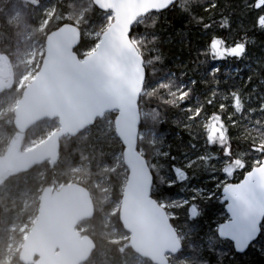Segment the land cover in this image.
I'll use <instances>...</instances> for the list:
<instances>
[{"label":"snow or ice","instance_id":"snow-or-ice-1","mask_svg":"<svg viewBox=\"0 0 264 264\" xmlns=\"http://www.w3.org/2000/svg\"><path fill=\"white\" fill-rule=\"evenodd\" d=\"M240 10L248 26L231 44L239 19L231 0H114L111 7L92 0L78 28L85 38L75 51L74 74L111 94L126 122L130 138L123 148L132 152L146 203L169 236L173 264H211L209 251H218L216 264H223L224 247L245 254L264 238V55L252 57L257 38L264 41V0H246ZM165 17L180 25L181 35L186 29L206 37L191 63L173 64L163 51ZM229 58L243 68L225 77ZM166 118L187 133L186 152L166 147ZM205 164L220 173L215 191L191 187ZM185 185L189 196H165ZM213 198L222 215L201 228L204 200Z\"/></svg>","mask_w":264,"mask_h":264},{"label":"water","instance_id":"water-1","mask_svg":"<svg viewBox=\"0 0 264 264\" xmlns=\"http://www.w3.org/2000/svg\"><path fill=\"white\" fill-rule=\"evenodd\" d=\"M100 2L111 7L114 0ZM80 41L81 33L72 24H63L46 35L40 67L21 92L13 110L12 125L20 135L43 120H56L58 129L42 143L4 158L0 164V168L4 167L0 169L3 173L26 172L43 163H48L53 171L59 141L63 137H76L106 113L116 112L115 135L122 148L128 142L127 124L117 116L118 109L111 94L88 88L74 74L75 49ZM9 77V67L3 61L0 78L7 80ZM122 159L128 175L121 193L118 218L129 235L128 246L135 255L152 264H168L167 258L172 257L170 239L146 203L132 152L123 148ZM93 213V201L84 187L74 183L60 188L55 183L44 187L38 199L35 222L19 250L20 264L86 263L95 244L76 229L79 223L91 220Z\"/></svg>","mask_w":264,"mask_h":264},{"label":"trees","instance_id":"trees-1","mask_svg":"<svg viewBox=\"0 0 264 264\" xmlns=\"http://www.w3.org/2000/svg\"><path fill=\"white\" fill-rule=\"evenodd\" d=\"M37 1L41 2L42 0ZM50 1H53L55 5L54 14L50 21L51 25L45 28L44 33L38 31L35 32V37L38 39L41 45L44 42V36L46 34L60 27L64 23L75 25L74 18L66 17V14L68 15L70 10L76 11V9L74 8L70 9V4L72 1L75 2L78 0ZM231 2L236 7V13L239 16V19L236 22V26L232 29L231 35L228 36L229 44H231L232 38L236 37L238 33L242 35L243 29L248 26L247 12L240 10V6L243 5L246 0H231ZM32 7L33 6L29 4L22 3L20 0H0V54L13 65L16 62V57L18 54L17 49L24 48L25 44L28 43V41H22L21 43L19 40H14V36L18 34L16 33V30L19 29L17 25L19 24L20 26L21 17L25 16L27 17V25H30L31 28L35 25H33L31 22L32 14H34ZM15 20L18 21V23H16ZM139 30L144 31V26H141ZM160 30L166 34L163 51L166 53V55L169 56L173 64H179L181 61H183L185 64L191 63L197 55L196 49L206 42V37H203L196 32H192L191 34H189L186 29L184 30L183 35H181L180 25L176 23L172 19V17L164 18ZM84 38L85 37L81 32V41ZM14 41H16L17 43H13ZM262 43H264V41H260L259 38H257V44L252 51L253 58L264 55V47L261 46ZM233 59L234 58H229L226 65L231 66L232 68L237 66L243 68V65L239 64L238 62L236 64H233ZM193 68H195L194 63ZM147 71L149 75H152L151 68H149ZM189 74L191 75V73ZM232 75L235 76V73ZM225 77H227L226 74ZM255 78L257 77L254 76V79ZM16 84L17 83L15 82L14 84H11V87L4 89L0 86V107L2 104L6 103L7 99L8 103H12L14 100L20 98L21 91L17 90ZM201 87H206V85L202 84ZM211 110L212 109L210 107L209 111ZM10 115L11 113L9 112L8 115H6V120H2L1 124L2 128L5 131L6 137H10L11 139H24L25 141L31 142V140L35 136V131L37 130L38 126L46 122H39L31 129H29L26 134L20 135L14 129L12 121L10 120ZM108 116L109 118H114V116L111 114H106L104 117L106 118ZM50 122V125H52L53 128L57 126L55 120ZM103 124L104 120L100 119L97 120L92 127L87 129L86 131L79 133L74 138L63 137L59 142V154L55 162L53 171L50 170L48 163L33 166L26 172L9 173L7 171H4L3 175L0 177V230L2 228H7L9 226V222H11L10 220L3 224L4 215L11 216L12 214L14 215L15 212H7L3 208H6L8 204L17 206L20 202V200H14V197H16L15 192L17 190L22 188L32 194V197L35 200L30 205L28 213L26 212L25 214H23V216L24 218H26L29 215H33L36 218V198L40 195L39 188L43 189L44 187L52 185L53 183H55L57 186H62L68 184L69 182H72L84 187L90 193L94 206L93 218L89 221L81 222L77 226H89V229L83 231L82 235L88 236L93 242H95V235L100 229L104 227V219L107 216L109 217V222L112 223L114 227H117L120 235H127L125 231H123L122 226L119 223L118 213L116 211V206L117 204L119 205L121 199L124 181L122 183L121 181H116L114 173L117 174L119 171L124 170L123 177L125 178L128 171L123 163L122 166H120L118 172L109 171V169H107V172L102 171V173L101 169L98 167L100 162L107 161V163H110L109 161L113 156V151L121 152V154L123 152V148L119 141L116 138H113L112 143L115 149L112 147H107V154L104 153V156L99 155V148H101L99 145V131ZM162 128L164 130L163 135L167 140L166 147L168 145H171V150L175 153H182L187 151L186 144L189 140V137L183 130L182 126H179L175 122V120L166 118V122L162 124ZM11 139H9L10 141H8L10 145ZM1 152L2 149L0 147V153ZM84 155L86 157L88 167L85 165H81L80 160ZM99 156H101L100 162L98 160ZM4 160L5 159L3 158L2 161ZM66 163H68L67 166ZM77 166H82L81 171L75 172ZM205 168L208 170L200 171L197 174L193 175L191 187L194 184H198L199 187H203L209 190L210 186L213 184V182L209 181V179L212 176H217V178L220 177V175H218L220 173L213 172L208 168L207 164H205ZM165 171H167V169H165ZM104 176H106L109 182H111L112 184V190L109 193H107L106 191L103 192L101 185L97 186L99 180L101 178H104ZM235 179L238 180L239 177L237 176L235 177ZM164 188H166V186H163L161 190H163ZM189 188L190 187L188 185H185L184 187L177 186L171 189L169 192H166L165 195H178L187 197L189 196V192L187 191ZM220 209L221 205L218 202L208 201L206 203H203L204 217L200 222V227L206 228L211 222L209 220V217H212V219L214 220L217 217V213L221 212ZM114 211L115 214H112ZM6 237L7 232L6 236H4L3 232L0 231V248L4 244ZM20 240L21 237L19 241ZM16 242L18 241L16 240ZM261 242H264V238L258 239L255 244H259ZM262 247L264 248V245ZM101 250L102 252L106 253L107 264H131L132 261L130 259L135 255L128 246V239L120 243L108 242L107 246L102 247ZM223 250L228 253L223 258V264H264V251H261L260 249H257L255 247H250L249 250L243 255L236 254L233 249H230V246L224 247ZM95 251L97 250L95 249ZM206 255L208 260L211 261V264H216L218 251H209ZM16 264L20 263L17 262ZM148 264L150 263L148 262ZM168 264H173V258L168 259Z\"/></svg>","mask_w":264,"mask_h":264},{"label":"rangeland","instance_id":"rangeland-1","mask_svg":"<svg viewBox=\"0 0 264 264\" xmlns=\"http://www.w3.org/2000/svg\"><path fill=\"white\" fill-rule=\"evenodd\" d=\"M22 3H26L29 4L33 9V13L32 14V19L31 22L34 25L32 28L30 25H27V17H21V21H20V26L19 24L17 25L19 27L18 30H16V33H18L17 35L14 36V40L16 41H20L22 43V41L26 42L28 41L27 44H25L24 48H18L17 49V57H16V62L13 64H11L7 59H5L1 54H0V69H2V64L3 61L6 62V64L9 67V71H10V77L7 80H4L2 78H0V86L4 89V88H9L14 84L15 82L17 83V90L21 91L25 88V86H27L35 77L39 67H40V63H41V59L43 56V52H44V43H45V37L44 36V42L41 45L40 42L38 41V39L35 37V32H43L45 31L46 27H49L51 25L50 21L51 18L53 17L54 14V10H55V5L53 1L50 0H42L41 2L37 1V0H20ZM92 4V0H78L75 2H71V8L76 9V11L70 10L68 15L66 14V17H72L74 18V26H76L77 28H82L85 24V15L88 12V6H90ZM36 11V13H35ZM17 16V13H16ZM16 19V18H15ZM65 19V18H64ZM16 23H18V21L15 20ZM64 24H70V23H64ZM22 28V29H20ZM81 33V31H80ZM84 36V34H83ZM16 41H14L13 43H17ZM19 50V51H18ZM232 69L231 66L226 65V68H223L224 74L228 75V70ZM234 74V73H232ZM1 102V101H0ZM18 102L17 100H14L12 103H8V99L6 100L5 104H2L0 107V147L2 149V152L0 153V164L3 163V158H5L6 156H9L10 154H20L25 150H28L40 143H42L43 141H45L50 134L58 129V124L55 128L52 127V125H50V120H43L46 121L44 122L42 125H39L37 130L35 131V136L33 137V139L30 141H25L24 139H19L17 140L16 138L11 139L10 137H6L5 135V131L2 128V120H6V115H8V113H11V121L13 120V110L16 106ZM111 115H113L115 117L116 113L112 112L110 113ZM108 115V114H107ZM8 117V116H7ZM8 119V118H7ZM104 120V124L102 125L100 131H99V138H100V142L99 145L101 148H99V155L104 156V153L107 154V147H112L115 149V147L113 146L112 140L113 138H116L115 132H114V125H113V121L114 118H109L108 117H104L102 118ZM41 121V122H43ZM54 121V120H52ZM56 121V120H55ZM6 122V121H5ZM38 124V123H37ZM35 126V125H34ZM87 130V129H86ZM85 130V131H86ZM29 131V130H28ZM27 133V132H26ZM25 133V134H26ZM249 136L253 135L252 133H248ZM9 139H11V145L9 144L8 141H10ZM31 139V138H30ZM118 140V139H117ZM60 142V141H59ZM76 155V154H75ZM112 157L110 158V163H107V161L104 162H100L101 156H99L98 160H99V165L98 167L101 169V172H107V169H109V171H113V172H118L120 166H122V154L121 152H117V151H113L112 152ZM106 156V155H105ZM81 161V165H85L87 166V161H86V157L85 155L82 157ZM68 163H66L67 166ZM110 166V167H109ZM82 166H77L75 169V172L77 171H81ZM88 167V166H87ZM4 169V167L2 166L0 169ZM102 172V173H103ZM126 173V172H125ZM115 174V179L116 181H121V183L123 182V184L126 181V176L125 178L124 176V170L119 171L117 174ZM3 175V170H0V177ZM127 175V174H126ZM220 175V174H218ZM214 176H212L209 181H212L213 184L210 186L209 190L215 191V185L216 183H218V180L213 179ZM217 177V176H215ZM72 182H69V184ZM101 185L102 186V191H106L107 193H109L112 190V184L111 182H109V180L107 179L106 176H104V178H101L99 180V183L97 186ZM166 186V185H162ZM199 186L198 184H194L192 187H196ZM60 186H58L57 188H59ZM167 187V186H166ZM203 188V187H201ZM162 189V188H161ZM205 191H208L206 188H203ZM42 188H39V192L41 193ZM189 192H191V188H189L187 190ZM15 196L14 200H20L19 204L17 206H13V204H8L6 206V208H3L4 210H6L7 212L9 211H15L14 215L12 214L11 216L9 215H4L3 218V224L5 222H8L11 220V222H9V226L7 228H2L0 231L3 232L4 236H6V232H7V237L6 240L4 241V244L1 246L0 248V264H16L17 262H19L18 260V254H19V250L22 244V241L24 239V237L26 236V234L29 232L30 228L32 227L34 221H35V217L33 215H29L26 218H24L23 214H25L26 212L28 213V209L30 207V205L32 204V202L35 200L32 197V194L29 193L28 191L24 190V189H19L15 192ZM166 197H171L172 199H182L184 197L182 196H168L165 195ZM37 207H38V199L39 196H37ZM209 200H204V203L208 202ZM211 201L213 202H218L220 205V201L216 198H213ZM13 206V207H12ZM118 209H119V205L117 204L116 206V211L118 213ZM115 214V211L112 213ZM218 215H222L221 212L217 213ZM109 217L107 216L104 219V227L102 229H100L96 235H95V249L97 251H95V249L93 250L90 258L86 261V263L84 264H107V260H106V253L102 252V247H106L108 242L109 243H120L123 242L124 240L129 238V235H120L119 230L117 229V227H114V225L112 223L109 222ZM89 229V226H83V227H77V232L81 233L85 230ZM18 236V237H16ZM21 237V240L19 241ZM16 240L18 242H16ZM264 245V242H261L259 244H255V248L257 249H262ZM98 247V248H97ZM122 252V251H121ZM94 255V256H93ZM173 258V257H171ZM170 258V259H171ZM132 262L131 264H148V261H146L145 259L138 257L137 255H134L131 259ZM20 263V262H19ZM150 263V262H149ZM151 264V263H150Z\"/></svg>","mask_w":264,"mask_h":264},{"label":"bare ground","instance_id":"bare-ground-1","mask_svg":"<svg viewBox=\"0 0 264 264\" xmlns=\"http://www.w3.org/2000/svg\"><path fill=\"white\" fill-rule=\"evenodd\" d=\"M169 258H171V257H168L167 260H168ZM145 260H146V259H145ZM146 261H148V260H146ZM148 262H150V261H148ZM150 263H151V262H150ZM151 264H152V263H151Z\"/></svg>","mask_w":264,"mask_h":264},{"label":"flooded vegetation","instance_id":"flooded-vegetation-1","mask_svg":"<svg viewBox=\"0 0 264 264\" xmlns=\"http://www.w3.org/2000/svg\"><path fill=\"white\" fill-rule=\"evenodd\" d=\"M119 205H120V202H119Z\"/></svg>","mask_w":264,"mask_h":264}]
</instances>
